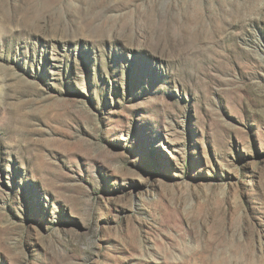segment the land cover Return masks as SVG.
<instances>
[{
	"label": "rangeland",
	"instance_id": "rangeland-1",
	"mask_svg": "<svg viewBox=\"0 0 264 264\" xmlns=\"http://www.w3.org/2000/svg\"><path fill=\"white\" fill-rule=\"evenodd\" d=\"M0 264H264V0H0Z\"/></svg>",
	"mask_w": 264,
	"mask_h": 264
}]
</instances>
